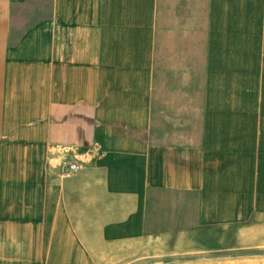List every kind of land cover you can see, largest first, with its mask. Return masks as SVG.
<instances>
[{"label": "crops", "instance_id": "1", "mask_svg": "<svg viewBox=\"0 0 264 264\" xmlns=\"http://www.w3.org/2000/svg\"><path fill=\"white\" fill-rule=\"evenodd\" d=\"M0 264H264V0H0Z\"/></svg>", "mask_w": 264, "mask_h": 264}, {"label": "built area", "instance_id": "2", "mask_svg": "<svg viewBox=\"0 0 264 264\" xmlns=\"http://www.w3.org/2000/svg\"><path fill=\"white\" fill-rule=\"evenodd\" d=\"M69 168H70L72 171H77V170H79V165L76 164V163H70Z\"/></svg>", "mask_w": 264, "mask_h": 264}]
</instances>
